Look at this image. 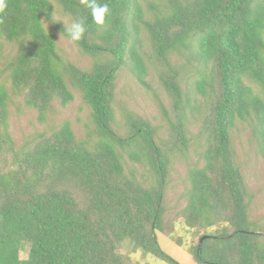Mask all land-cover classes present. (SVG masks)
<instances>
[{
	"label": "trees",
	"instance_id": "trees-1",
	"mask_svg": "<svg viewBox=\"0 0 264 264\" xmlns=\"http://www.w3.org/2000/svg\"><path fill=\"white\" fill-rule=\"evenodd\" d=\"M7 2L0 42L15 43L17 51L0 78L6 74L12 95L36 110L42 123L53 102L65 106L74 98L70 88L76 90L91 109L92 125L77 138L65 121L17 146L8 133L11 93L0 80V264H127L118 254L126 241L164 264H180L157 242L160 232L181 245L174 224L164 225L168 153L146 120L129 116L126 136L113 128L114 79L127 57L144 83L146 68L136 50L141 28L165 68L160 79L179 114L200 104L182 96L171 60L189 54L186 61L200 65L194 88L206 107V145L203 165L190 172L181 214L199 240L207 237L191 254L200 264H264V234L249 228L244 183L230 147L236 119H254L264 147V0H158L147 15L139 0H98L110 9L103 26L81 0ZM54 3L71 20L87 17L77 45L96 58L91 68L59 58L54 36L43 26L52 20ZM177 121L171 136L182 149L181 116ZM131 147L130 156L151 172L149 183L125 172L121 151Z\"/></svg>",
	"mask_w": 264,
	"mask_h": 264
},
{
	"label": "rangeland",
	"instance_id": "rangeland-1",
	"mask_svg": "<svg viewBox=\"0 0 264 264\" xmlns=\"http://www.w3.org/2000/svg\"><path fill=\"white\" fill-rule=\"evenodd\" d=\"M143 6L144 14H148V5L158 0H139ZM55 5L53 17L62 18L64 25L71 22L69 16ZM52 17V18H53ZM62 21L43 20L45 30L54 36L56 52L64 63H71L80 69L92 67L96 58L82 51L77 44L70 43L64 37L58 27H64ZM136 50L142 58L146 71L142 76L144 83L140 82L138 76L133 72L132 62L127 57L125 64L117 71L114 79L113 111L115 116L114 130L121 136L128 134L129 116L139 117L146 120L153 128L154 141L165 153H168V175L166 177L164 190V225L174 224L175 238H180L181 245L174 242L172 238L164 233L157 232V242L160 248L180 264H200L195 261L191 251L199 244L196 228L191 229L186 225L182 209L186 206V191L190 187V172L196 167L203 165L202 155L206 145L203 135L204 117L206 107L202 98L195 91V82L198 78L200 65L196 60L188 63L189 54L182 57H174L171 60L173 72H177L178 84L182 96L189 97L200 104L197 109L191 110L188 105L182 108L181 114L174 107L173 99L160 79L162 66L154 59L151 52L148 35L144 28L138 33ZM17 51L15 43L0 42V71L4 64L15 56ZM1 81L6 82V88L11 93L8 103V133L17 146L29 140L37 132L43 130L51 131L63 122L68 121L77 138L83 137L87 128L92 125L90 107L83 101L81 95L70 88L74 98L65 106L53 102V111L49 112L46 121L40 122L37 112L25 105L18 96H13L10 88V80L3 74ZM251 84V83H248ZM181 116L186 137V147L174 146L175 138L171 136L170 125L177 123V117ZM260 136L257 131V122L253 119H236L230 131V147L244 183V191L247 202V220L249 228L264 234V147L260 144ZM121 150V149H120ZM134 148H125L121 151L122 162L127 174H133L138 180L146 183L151 174L144 160L136 161L130 156ZM208 232H214L208 229ZM204 231V232H207ZM202 232V231H201ZM203 232V233H204ZM202 233V234H203ZM119 256L123 257L127 264L139 262L141 264H164L160 259L144 255L140 250L134 249L128 241L124 242ZM22 258L27 256V248L21 254Z\"/></svg>",
	"mask_w": 264,
	"mask_h": 264
},
{
	"label": "clouds",
	"instance_id": "clouds-1",
	"mask_svg": "<svg viewBox=\"0 0 264 264\" xmlns=\"http://www.w3.org/2000/svg\"><path fill=\"white\" fill-rule=\"evenodd\" d=\"M81 4L90 10L93 22L98 26L105 24V18L110 14V9L106 3H99L98 0H81ZM8 9L7 0H0V16L5 15ZM54 21H64L62 18H52ZM87 17H74L70 23L64 25L65 33L70 43L78 44L84 37L87 30Z\"/></svg>",
	"mask_w": 264,
	"mask_h": 264
},
{
	"label": "water",
	"instance_id": "water-1",
	"mask_svg": "<svg viewBox=\"0 0 264 264\" xmlns=\"http://www.w3.org/2000/svg\"><path fill=\"white\" fill-rule=\"evenodd\" d=\"M207 236H202L201 238H200V240H199V244H198V249H200L201 248V245H202V243H203V240L206 238ZM230 237V236H229Z\"/></svg>",
	"mask_w": 264,
	"mask_h": 264
}]
</instances>
